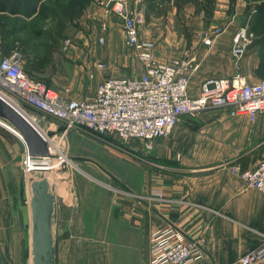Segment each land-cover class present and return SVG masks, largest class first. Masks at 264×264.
<instances>
[{
    "label": "rangeland",
    "instance_id": "1",
    "mask_svg": "<svg viewBox=\"0 0 264 264\" xmlns=\"http://www.w3.org/2000/svg\"><path fill=\"white\" fill-rule=\"evenodd\" d=\"M213 2L143 0L139 5L144 15L140 28L159 33L153 42L155 48L171 37L174 46L179 38L186 41L182 55L203 49L201 36L208 32L209 5ZM2 12L5 15L0 14V20L4 18L9 27L5 55L18 51L28 75L58 95L87 100L93 94L96 86L91 83H96V79L92 75L97 74L94 69L108 62L105 52L96 48L100 46L99 36L104 34L100 31L104 18L99 0H0ZM254 18L264 20V0L246 13L250 33ZM150 22L153 27H147ZM106 24L116 50H121L120 35L109 25L115 24L116 31L119 22L112 18ZM254 39H250L245 55L252 52ZM124 50V55L138 64ZM115 73L111 78L135 77L138 70L126 75ZM23 110L41 119L32 111ZM45 134L57 150L50 159L34 162L26 158L25 145L17 130L0 118V264H32V203L34 189L42 186L33 172L35 168L44 174L53 197L54 242L61 237L70 238L71 233L75 237L71 241L96 246L99 264L104 260L112 264L113 250L118 238L125 237L126 229L144 228L140 219L128 213L140 208L142 198L133 196L132 184L139 183L141 168L147 167L144 152L140 146L130 144L135 139L121 140L116 136L103 139L80 130L66 143Z\"/></svg>",
    "mask_w": 264,
    "mask_h": 264
},
{
    "label": "crops",
    "instance_id": "2",
    "mask_svg": "<svg viewBox=\"0 0 264 264\" xmlns=\"http://www.w3.org/2000/svg\"><path fill=\"white\" fill-rule=\"evenodd\" d=\"M260 2L214 0L209 5L208 33L215 29L223 30L214 37L211 46L202 45L203 49L182 55L186 41L179 38L174 46L171 37L165 38L156 44V61L167 63L187 53L198 57L199 69L189 82V96L192 98L198 95L200 84L210 78H229L238 74L245 83L262 80L264 20L254 18L250 22L255 38L251 53L240 60H235L230 53L233 34L239 27L249 26L246 13ZM0 14L5 15L4 12ZM109 25L120 35L121 50H116L109 30L101 34L103 43L96 48L105 52L108 62L105 70L94 69L97 72L95 77L92 75L96 79V83H91L94 86L111 78L115 72L126 75L129 71L138 70L135 77L141 73V66L124 55L126 47L121 26L115 31V24ZM153 25L148 23L147 27ZM8 31L9 27L2 18V56L7 51ZM139 34L142 40L151 42H155L159 35L140 27ZM191 43L197 44V41L191 40ZM38 126L66 143L70 136L80 131L71 130L62 138L61 124L40 119ZM130 144L141 147L147 167L141 168L139 183L132 184L133 196L142 198L139 211L128 213L140 219L144 228L128 227L125 237L117 239L112 264H148L150 232L166 227L178 230L189 240L198 241L202 254L196 264H241L240 259L252 252L259 255L252 264H264V193L248 187L229 171L233 165L242 170L252 169L264 158V114L250 121L246 116L232 115L224 108L206 109L182 115L168 134L155 140L148 149L141 140H132ZM145 235L146 248L143 249ZM74 238L70 233V238L61 237L57 243L54 242L55 264H99L96 246L70 240ZM103 264L109 263L104 260Z\"/></svg>",
    "mask_w": 264,
    "mask_h": 264
},
{
    "label": "built area",
    "instance_id": "3",
    "mask_svg": "<svg viewBox=\"0 0 264 264\" xmlns=\"http://www.w3.org/2000/svg\"><path fill=\"white\" fill-rule=\"evenodd\" d=\"M143 0H99L104 21L100 31H107V20L114 18L122 28L124 45L141 66L138 77L108 78L99 83L91 98L68 99L54 93L45 83L31 78L24 70L18 51L0 54V98L25 114L32 111L41 119L61 124L62 138L79 129L97 138L116 136L121 140L138 139L146 144L165 137L184 114L206 109L224 108L232 115L246 116L253 121L264 114V79L245 83L234 74L229 78H210L199 86L195 98L189 96L190 78L200 66L198 57L187 53L167 63L156 61L155 44L140 38L139 27L144 15L139 5ZM223 29L204 32L203 46H211ZM253 34L247 26L239 27L231 38L230 53L240 60L246 53ZM99 43H103L102 37ZM105 64L98 68L105 69ZM45 140L49 152L53 147L49 137L38 126L36 117L25 114ZM51 155V154H50ZM250 188L264 193V158L252 169L229 167ZM148 264H196L202 254L198 241L189 240L172 227L156 229L149 235ZM257 252L240 259L252 264Z\"/></svg>",
    "mask_w": 264,
    "mask_h": 264
},
{
    "label": "water",
    "instance_id": "4",
    "mask_svg": "<svg viewBox=\"0 0 264 264\" xmlns=\"http://www.w3.org/2000/svg\"><path fill=\"white\" fill-rule=\"evenodd\" d=\"M0 118L8 121L22 138L27 156L32 161L50 159L48 146L38 129L22 112L0 98ZM34 174L42 186L34 189L31 213L32 264H55L54 240L52 235L53 197L44 174L36 168Z\"/></svg>",
    "mask_w": 264,
    "mask_h": 264
},
{
    "label": "bare ground",
    "instance_id": "5",
    "mask_svg": "<svg viewBox=\"0 0 264 264\" xmlns=\"http://www.w3.org/2000/svg\"><path fill=\"white\" fill-rule=\"evenodd\" d=\"M54 150H57L55 147H53L52 149H50V154H52L53 152H54ZM59 152V151H58ZM26 158L27 159H29V157L28 156H26ZM29 160H31V159H29Z\"/></svg>",
    "mask_w": 264,
    "mask_h": 264
},
{
    "label": "trees",
    "instance_id": "6",
    "mask_svg": "<svg viewBox=\"0 0 264 264\" xmlns=\"http://www.w3.org/2000/svg\"><path fill=\"white\" fill-rule=\"evenodd\" d=\"M26 72V71H25ZM27 73V72H26ZM28 74V73H27Z\"/></svg>",
    "mask_w": 264,
    "mask_h": 264
}]
</instances>
